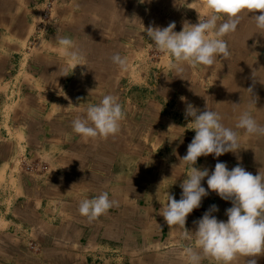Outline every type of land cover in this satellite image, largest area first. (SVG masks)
<instances>
[{
    "label": "crops",
    "instance_id": "obj_1",
    "mask_svg": "<svg viewBox=\"0 0 264 264\" xmlns=\"http://www.w3.org/2000/svg\"><path fill=\"white\" fill-rule=\"evenodd\" d=\"M205 5L59 0L48 31L38 35L41 0H0V264H185L182 229L159 213L166 193L181 198L190 172L180 160L195 136L188 103L219 113L239 139L235 153L201 156L193 167L211 174L224 162L264 174V136L235 128L243 111L264 126V30L253 19L259 12L239 14L237 29L224 37L228 57L184 65L182 73L169 68L171 58L144 30L174 22L179 32L207 18ZM60 37L75 41L82 65L72 70L60 56ZM116 53L125 69L112 62ZM105 94L122 106L119 132L94 139L74 133L72 121ZM102 192L117 205L92 221L81 216L80 201ZM211 205L226 221L231 201L209 191L185 228L195 231ZM248 259L237 255L232 264ZM255 259L264 264V253ZM201 264L220 262L209 256Z\"/></svg>",
    "mask_w": 264,
    "mask_h": 264
},
{
    "label": "clouds",
    "instance_id": "obj_2",
    "mask_svg": "<svg viewBox=\"0 0 264 264\" xmlns=\"http://www.w3.org/2000/svg\"><path fill=\"white\" fill-rule=\"evenodd\" d=\"M205 6L207 18L196 24L185 23L179 32L174 31V22L163 28L143 27L154 45L171 58L170 69L182 73L184 65L211 66L217 57H228L230 52L224 37L237 29L239 14L244 10L259 12L253 19L257 29L264 30V0H206ZM58 48L72 70L82 65L84 54L73 39L60 37ZM111 60L121 69L126 68V59L119 53L113 54ZM247 91L252 96V88ZM185 99L181 97V100ZM82 112V116L72 121V129L85 139L116 135L124 117L118 98L112 94H105L99 103L88 105ZM185 117L191 118L195 136L180 160L190 165V172L180 184L181 198L176 200L166 193L167 203L159 214L167 225L182 229L180 255L185 264H201V260L209 256L220 264H232L237 255L249 257L247 264H256L255 257L264 253V174L253 175L239 165L229 170L224 162H217L211 174L207 168L193 167L201 156L235 153L239 150V139L236 131L225 127L216 111L207 108L200 111L188 103ZM235 128L243 129L249 136H264V126L258 124L249 111L240 114ZM205 177L207 189L201 184ZM209 191H214L222 200L231 201L232 207L225 210L227 220H218L212 214L218 208L211 205L199 220L194 221L195 231L187 230V216L200 207L202 198ZM117 203L109 198L108 192H102L94 198L82 199L78 211L92 221Z\"/></svg>",
    "mask_w": 264,
    "mask_h": 264
},
{
    "label": "rangeland",
    "instance_id": "obj_3",
    "mask_svg": "<svg viewBox=\"0 0 264 264\" xmlns=\"http://www.w3.org/2000/svg\"><path fill=\"white\" fill-rule=\"evenodd\" d=\"M59 1V0H58ZM57 1V2H58ZM45 4H46V1L45 0H41V5H42V7H43V12H42V15H41V20H40V23H39V26H38V28H37V33H38V35H40V33H42V32H45V31H48L47 29V24H48V22L51 20V15L49 16L50 18H49V20H48V22L46 23L45 21H44V12H45V9H44V7H45ZM51 14V13H50ZM259 259V258H258Z\"/></svg>",
    "mask_w": 264,
    "mask_h": 264
},
{
    "label": "built area",
    "instance_id": "obj_4",
    "mask_svg": "<svg viewBox=\"0 0 264 264\" xmlns=\"http://www.w3.org/2000/svg\"><path fill=\"white\" fill-rule=\"evenodd\" d=\"M46 1V4H45V12H44V21L47 23L48 20H49V16L51 15L50 13L52 12L53 10V7L55 5V3L58 1V0H45Z\"/></svg>",
    "mask_w": 264,
    "mask_h": 264
}]
</instances>
